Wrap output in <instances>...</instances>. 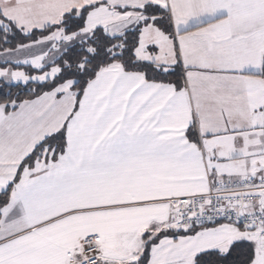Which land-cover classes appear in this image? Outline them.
Returning a JSON list of instances; mask_svg holds the SVG:
<instances>
[{
	"label": "snow or ice",
	"instance_id": "snow-or-ice-1",
	"mask_svg": "<svg viewBox=\"0 0 264 264\" xmlns=\"http://www.w3.org/2000/svg\"><path fill=\"white\" fill-rule=\"evenodd\" d=\"M0 264H264V0H0Z\"/></svg>",
	"mask_w": 264,
	"mask_h": 264
}]
</instances>
